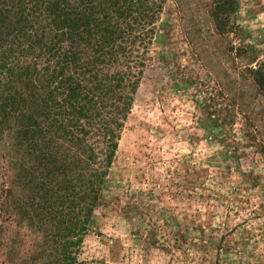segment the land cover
Instances as JSON below:
<instances>
[{"label":"rangeland","instance_id":"1","mask_svg":"<svg viewBox=\"0 0 264 264\" xmlns=\"http://www.w3.org/2000/svg\"><path fill=\"white\" fill-rule=\"evenodd\" d=\"M238 2L218 34L210 0H166L76 264H264V0ZM1 225L22 260L41 241Z\"/></svg>","mask_w":264,"mask_h":264},{"label":"trees","instance_id":"2","mask_svg":"<svg viewBox=\"0 0 264 264\" xmlns=\"http://www.w3.org/2000/svg\"><path fill=\"white\" fill-rule=\"evenodd\" d=\"M165 3L0 0V169L10 173L0 183L6 264H76ZM238 9V0H210L218 34L233 32ZM248 71L264 98V62ZM218 114L211 128L223 130L228 123ZM6 221L41 235L23 260L16 252L24 242L15 247L13 236H2Z\"/></svg>","mask_w":264,"mask_h":264}]
</instances>
